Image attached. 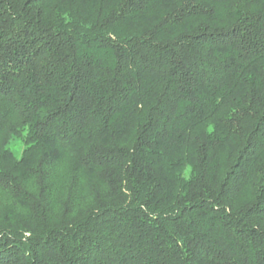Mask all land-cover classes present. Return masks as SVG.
Returning <instances> with one entry per match:
<instances>
[{
  "label": "trees",
  "instance_id": "1",
  "mask_svg": "<svg viewBox=\"0 0 264 264\" xmlns=\"http://www.w3.org/2000/svg\"><path fill=\"white\" fill-rule=\"evenodd\" d=\"M0 264H264V0H0Z\"/></svg>",
  "mask_w": 264,
  "mask_h": 264
},
{
  "label": "rangeland",
  "instance_id": "2",
  "mask_svg": "<svg viewBox=\"0 0 264 264\" xmlns=\"http://www.w3.org/2000/svg\"><path fill=\"white\" fill-rule=\"evenodd\" d=\"M9 147L16 156V158L20 159L22 157L23 144L20 139L18 138L12 139Z\"/></svg>",
  "mask_w": 264,
  "mask_h": 264
}]
</instances>
